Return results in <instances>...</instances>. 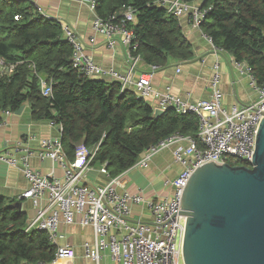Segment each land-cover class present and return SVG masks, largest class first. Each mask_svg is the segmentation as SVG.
Here are the masks:
<instances>
[{
	"label": "trees",
	"instance_id": "1",
	"mask_svg": "<svg viewBox=\"0 0 264 264\" xmlns=\"http://www.w3.org/2000/svg\"><path fill=\"white\" fill-rule=\"evenodd\" d=\"M193 1V0H187ZM136 9L132 24L137 54L143 63L167 67L172 60L194 57L192 44L179 20L156 0H97L96 11L107 18ZM202 31L213 44L246 63L259 85H264V0H205ZM0 56L19 63L15 72L0 78V113L17 112L28 104L32 118L61 129L63 151L70 161L85 148L99 145L92 166H102L111 178L131 169L153 144L174 133L198 138L195 114L173 108L159 116L144 98L106 78H89L72 65V50L59 20L47 17L32 0H0ZM41 79L52 89L45 97ZM3 117L0 114V124ZM85 137V138H84ZM233 165L251 166L239 159ZM26 217L0 195V264L51 263L56 246L42 230L26 231Z\"/></svg>",
	"mask_w": 264,
	"mask_h": 264
},
{
	"label": "built area",
	"instance_id": "2",
	"mask_svg": "<svg viewBox=\"0 0 264 264\" xmlns=\"http://www.w3.org/2000/svg\"><path fill=\"white\" fill-rule=\"evenodd\" d=\"M85 1L95 13L92 24L95 36L104 37L109 48H114L119 42L126 51L131 69L128 73H122L115 68L97 64L87 53L76 31L69 25H63L65 40L72 50L73 67L89 78H106L118 82L122 93L133 87L138 97L156 98L160 109L173 108L179 114H195L198 117L197 139L174 133L150 146L136 164L146 167L155 155L165 149H172L174 162L181 167V171L176 178L165 181V187L171 189V195L147 199L141 191L130 193L124 188L120 175L95 188L85 184L86 171L92 166L100 144L90 148L84 159L68 161L63 151L61 133L58 137L41 139L37 152L21 140L13 149L0 151V162L18 166L24 173L29 187L22 196L31 200L36 209L34 218L27 222L26 231L47 232L49 240L56 246L53 263L64 259L71 261L76 257L74 248L69 244L59 245L57 238L61 221L65 224L77 221L82 227L90 226L94 231L95 241L83 245L84 256L90 261L89 264H184L186 217L180 214L184 190L195 170L212 161L223 165L242 159L251 164L258 129L264 116V85L258 84L246 63L235 60L234 66L248 76L249 85L257 94L253 102L235 103L230 107L223 105L218 62L211 79L213 94L210 100L192 102L173 94L171 88L156 90L152 85V72L158 69L157 66H151L152 72L135 77L141 61L132 26L136 21V9L129 6L120 17L113 15L103 18L96 11L97 0ZM156 4L177 19L189 15L190 22L196 28L201 27L208 10L187 0H156ZM94 37H91V41ZM206 37L214 51L224 52L213 44L211 37ZM18 64L10 63L0 56V78L13 74ZM41 90L45 97L52 95L50 85L43 79ZM31 139L36 138L32 136ZM34 155L41 162L50 160L58 164L64 171L63 176L44 174L35 169L31 161ZM106 166L107 163L103 164L101 171L109 175ZM135 206H143L147 210L151 220L146 222L150 223L131 221ZM106 258L110 260L109 263L105 262Z\"/></svg>",
	"mask_w": 264,
	"mask_h": 264
},
{
	"label": "crops",
	"instance_id": "3",
	"mask_svg": "<svg viewBox=\"0 0 264 264\" xmlns=\"http://www.w3.org/2000/svg\"><path fill=\"white\" fill-rule=\"evenodd\" d=\"M32 1L42 10L45 16L59 20L62 29L63 25L72 27L82 41L87 53L94 58L97 64L105 68H115L122 73L130 71L131 63L123 46L118 42L114 48H109L104 37L95 36L93 33L92 24L95 13L85 0ZM204 1L193 0L191 2L203 7ZM124 12L125 8L120 14ZM178 20L184 35L192 44L193 59L184 62L172 60L167 67L158 68L154 72H152V65H147L141 60L136 68L135 77L141 73L152 72L154 89L165 91L167 88H171L173 94L192 102L207 101L211 99L213 94L211 79L215 72V64L218 62L220 64L218 71L221 76L219 88L223 93V105L230 107L235 103L243 104L255 101L257 94L249 85L248 76L245 73L242 74L234 66L236 59L228 52L218 53L214 51L201 27L196 28L192 25L189 15H184ZM91 37H94L93 41H91ZM129 90L134 91V88L131 87ZM146 100L154 109L159 108L156 98ZM8 111L10 110L0 113L3 117L0 124V151L13 149L17 142L23 140L28 147L37 152L40 149L41 139L60 136V127L55 123L46 120H34L28 104L24 105L21 114L12 111L7 113ZM32 136H35L36 139H31ZM90 148L78 151L75 154V159H84ZM145 153L142 154L139 160L144 157ZM31 161L33 167L41 170L44 174L53 173L57 177L63 176V169L50 160L41 162L34 155ZM136 164L120 175L126 190L130 193L141 191L147 199L164 198L171 195V189L165 187V181L176 178L181 171V167L174 162L172 149H165L155 155L146 167L136 166ZM101 168L102 166L98 165L89 167L83 181L90 184L91 187L108 183L111 177L104 174ZM28 187L29 183L18 166H8L0 162V195L4 196L8 203L20 202L22 204L21 212L26 217V222L31 221L36 215V209L32 201L22 196ZM131 220L150 221L151 218L143 206H135L133 207ZM58 233V244H69L74 248L76 257L71 261L64 259L56 263L46 264L90 263L84 256L83 245L86 242L93 243L95 241L92 227H82L77 221L74 224H65L61 221ZM105 262L109 263L110 260L106 258Z\"/></svg>",
	"mask_w": 264,
	"mask_h": 264
},
{
	"label": "water",
	"instance_id": "4",
	"mask_svg": "<svg viewBox=\"0 0 264 264\" xmlns=\"http://www.w3.org/2000/svg\"><path fill=\"white\" fill-rule=\"evenodd\" d=\"M164 112L155 109L156 116ZM76 146L84 149L85 139ZM13 206L21 211L20 202ZM180 214L186 217L184 264H264V116L251 166L212 161L197 168Z\"/></svg>",
	"mask_w": 264,
	"mask_h": 264
},
{
	"label": "rangeland",
	"instance_id": "5",
	"mask_svg": "<svg viewBox=\"0 0 264 264\" xmlns=\"http://www.w3.org/2000/svg\"><path fill=\"white\" fill-rule=\"evenodd\" d=\"M191 2V1H190ZM196 4V3H195ZM181 264H183V262L181 263Z\"/></svg>",
	"mask_w": 264,
	"mask_h": 264
},
{
	"label": "bare ground",
	"instance_id": "6",
	"mask_svg": "<svg viewBox=\"0 0 264 264\" xmlns=\"http://www.w3.org/2000/svg\"><path fill=\"white\" fill-rule=\"evenodd\" d=\"M9 150V149H8Z\"/></svg>",
	"mask_w": 264,
	"mask_h": 264
}]
</instances>
